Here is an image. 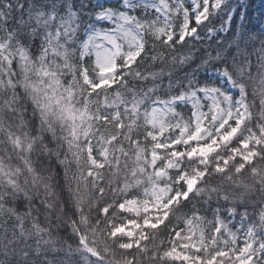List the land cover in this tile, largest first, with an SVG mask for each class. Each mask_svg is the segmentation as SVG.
Listing matches in <instances>:
<instances>
[{
	"label": "snow or ice",
	"instance_id": "6c2138e0",
	"mask_svg": "<svg viewBox=\"0 0 264 264\" xmlns=\"http://www.w3.org/2000/svg\"><path fill=\"white\" fill-rule=\"evenodd\" d=\"M250 7L0 0V264H264ZM204 29L236 40L198 57Z\"/></svg>",
	"mask_w": 264,
	"mask_h": 264
},
{
	"label": "trees",
	"instance_id": "16d2710c",
	"mask_svg": "<svg viewBox=\"0 0 264 264\" xmlns=\"http://www.w3.org/2000/svg\"><path fill=\"white\" fill-rule=\"evenodd\" d=\"M261 1H264V0H250V3H251V7L249 8L250 14L257 15L259 12L264 11V5L262 3L257 4L258 2H261ZM253 23H255L257 25V28L259 27V22L257 20H254ZM218 25H219V21H215L214 25H209V27H211V26L217 27ZM206 31H207V29H204L200 32L201 39H199V40H191L190 39V41H189V44L191 45L192 52L195 53L196 56H198V57L202 56L204 54V51H209V52H212L213 54H215V49H216L217 43L222 42V46L225 48H228L229 42L236 40V36H235L234 32H231V31H227L224 34L218 33V34H215L214 36H211V37H208L206 35ZM260 39H264V37L258 38L255 40L254 43H249L247 45L248 52L253 53L252 56L250 57L253 64L258 63V57L260 56V52L258 51L260 46H261L260 45ZM187 48H188V45H185V48L181 49L180 51H186ZM240 48L241 49L245 48V43L243 41H241V43H240ZM230 51L232 53L236 52V47H235L234 43L232 44ZM145 67L147 68V71H145V75H147L148 72H159L163 66L160 64H157L155 67H153V66H151V64H149V65H146ZM141 70L144 71V69H141ZM164 72H165V77H167L168 68H164ZM157 83H159V81H157ZM163 83L165 85L168 83L167 78L164 79ZM150 86H151V79H149L147 84H145V87H150ZM254 111H257V110L254 109ZM257 198H258V194H253L248 199L250 201H252V200H255ZM10 238L11 237L9 236V239ZM4 242L6 243L7 241H4ZM158 242L159 241H157V243ZM73 247H75V245H73ZM72 259L75 260V259H77V257H72Z\"/></svg>",
	"mask_w": 264,
	"mask_h": 264
},
{
	"label": "clouds",
	"instance_id": "9594fccd",
	"mask_svg": "<svg viewBox=\"0 0 264 264\" xmlns=\"http://www.w3.org/2000/svg\"><path fill=\"white\" fill-rule=\"evenodd\" d=\"M257 72L260 73V74H264V67L259 68V69H257L256 71H254V72H253V75H256Z\"/></svg>",
	"mask_w": 264,
	"mask_h": 264
},
{
	"label": "rangeland",
	"instance_id": "374dc122",
	"mask_svg": "<svg viewBox=\"0 0 264 264\" xmlns=\"http://www.w3.org/2000/svg\"><path fill=\"white\" fill-rule=\"evenodd\" d=\"M263 4L264 5V1H261V2H258L257 4ZM219 27V26H218ZM220 33H226V32H220ZM208 37H211V36H209V35H207ZM214 36V35H213Z\"/></svg>",
	"mask_w": 264,
	"mask_h": 264
}]
</instances>
